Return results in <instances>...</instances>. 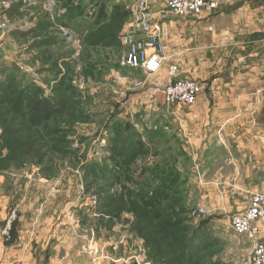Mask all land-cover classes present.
Returning a JSON list of instances; mask_svg holds the SVG:
<instances>
[{"label": "rangeland", "instance_id": "374dc122", "mask_svg": "<svg viewBox=\"0 0 264 264\" xmlns=\"http://www.w3.org/2000/svg\"><path fill=\"white\" fill-rule=\"evenodd\" d=\"M140 1L0 0V169L8 173L5 190L18 177L17 186L29 184L39 202L72 203L69 212L86 216L81 227L88 241L97 242L105 262L117 258L145 264L153 258L190 264L188 248L196 244L195 237L218 234L224 243L205 250L197 264L208 259L235 264L242 258V236L228 229L229 219L242 202L249 204L264 191L247 183L248 176L228 170L177 174L193 161L178 156L174 112L164 102L162 87L148 90L160 85L159 75L131 70L123 61L130 45L140 40L130 34ZM11 8L18 13L8 19L3 12ZM24 94L31 101L27 107L21 106ZM4 96L6 106L1 104ZM148 101L154 102L149 108ZM31 121L45 135L43 152L35 149L9 159L16 141H30L22 127ZM134 144L138 154L129 163H118L115 155ZM30 177L37 186H31ZM159 189L166 199L155 223L164 232L147 228L138 211ZM105 195L122 199L104 208ZM55 207L47 208L48 214H55ZM12 227L8 225V233ZM170 243L179 262L165 253Z\"/></svg>", "mask_w": 264, "mask_h": 264}, {"label": "crops", "instance_id": "0c3cea01", "mask_svg": "<svg viewBox=\"0 0 264 264\" xmlns=\"http://www.w3.org/2000/svg\"><path fill=\"white\" fill-rule=\"evenodd\" d=\"M215 1V10L197 17L176 18L166 12L155 16L165 33V61L157 71L160 85L148 90L180 79L202 85L194 105L168 106L174 112L178 156L193 161L177 174L228 170L248 176L247 183L264 191V94H255L264 80V0ZM147 2L149 11H153L163 7L165 0ZM172 67L177 70L174 74L170 73ZM147 103L149 108L154 102ZM127 153L115 160L129 163L138 150L131 145ZM196 159L200 163L196 164ZM7 175L0 169V264H125L117 258L104 261L97 242L88 241L81 227L86 216L69 212L72 203L53 199L39 202L28 189L29 184L17 186L15 175L12 189L5 190ZM29 181L37 186L31 177ZM247 204L242 202L241 210ZM53 207L55 214H48L47 208ZM7 224H13L9 233ZM217 235L195 237L196 244L188 248L190 264L199 263L205 250L208 252L217 242L224 243ZM261 238L264 240V234ZM241 245L242 258L235 264H246L252 252V243L243 236ZM92 248L96 250L93 256L89 254ZM163 260L152 258L145 264H166ZM207 264L215 262L208 259Z\"/></svg>", "mask_w": 264, "mask_h": 264}, {"label": "built area", "instance_id": "2783aa9c", "mask_svg": "<svg viewBox=\"0 0 264 264\" xmlns=\"http://www.w3.org/2000/svg\"><path fill=\"white\" fill-rule=\"evenodd\" d=\"M217 5L215 0H165L163 7L149 11L147 0H141L130 24V34L139 35L140 40L130 45L128 54L123 58L124 63L146 74L156 73L165 61V33L160 30L155 16L166 12L176 18L197 17L215 10ZM176 71L172 67L170 73ZM161 91L167 105L192 106L197 102L202 85L195 80L180 79L164 86ZM255 94H264V80ZM228 229L252 243V252L246 264H264V240L261 238L264 234V193L254 195L245 209L233 214ZM95 251V248L89 249V254L93 256Z\"/></svg>", "mask_w": 264, "mask_h": 264}, {"label": "trees", "instance_id": "16d2710c", "mask_svg": "<svg viewBox=\"0 0 264 264\" xmlns=\"http://www.w3.org/2000/svg\"><path fill=\"white\" fill-rule=\"evenodd\" d=\"M3 13L7 16L8 19H13L16 17V15L18 13V9H12V8L7 9ZM12 35L14 37L20 38L24 34L13 33ZM32 47L40 48L41 46L38 44H35ZM30 103H31V101L24 94L21 106L24 107ZM1 104L4 106L7 105V98L5 96L3 97ZM62 106H65V105L62 104ZM42 107L44 109L45 105H43ZM24 120H25V118H24ZM23 125L24 126L22 127V131H28L31 134L30 141L24 142V143H20V142L16 141L15 147L10 152L9 159H14V157H16L19 153L20 154L31 153L35 149L38 152H43V149L45 148V135L42 134L38 130V128H37L38 122L37 121H31L28 125H26L25 123ZM35 126H36V129L34 130ZM133 146H136V144H134ZM124 152H125V149L123 151L120 150L115 156L116 157L120 156ZM101 173L105 174L106 171H102ZM154 196L155 197L153 199L147 200V202L144 206H142V207L140 206L138 208V211L140 213L139 219H141V221L144 223V225L147 228L152 229L154 231L164 232L165 229L163 228V226L155 223V218L157 216L159 217V213L158 212L156 213V211H160V209L162 208L161 205L163 204V201L166 198L164 197L165 195H163L162 190H160V189L155 191ZM121 199L122 198L117 197V196L105 195L103 198H101L102 207L109 208L111 205H114L115 203L118 202V200H121ZM152 208L154 211L151 210ZM151 211H153V212L151 213ZM189 250L191 251V248ZM167 252L165 251L166 254H168L169 256H172L173 258H175L176 261L179 262L180 256L177 255V250H176L175 246L173 245V243L169 244V250Z\"/></svg>", "mask_w": 264, "mask_h": 264}]
</instances>
